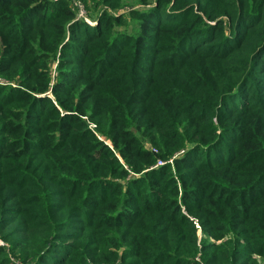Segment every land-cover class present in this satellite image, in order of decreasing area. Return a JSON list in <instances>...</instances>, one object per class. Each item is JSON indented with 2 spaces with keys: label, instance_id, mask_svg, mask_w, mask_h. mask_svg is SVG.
Wrapping results in <instances>:
<instances>
[{
  "label": "trees",
  "instance_id": "trees-1",
  "mask_svg": "<svg viewBox=\"0 0 264 264\" xmlns=\"http://www.w3.org/2000/svg\"><path fill=\"white\" fill-rule=\"evenodd\" d=\"M136 2L0 0V264H264V0Z\"/></svg>",
  "mask_w": 264,
  "mask_h": 264
},
{
  "label": "rangeland",
  "instance_id": "rangeland-1",
  "mask_svg": "<svg viewBox=\"0 0 264 264\" xmlns=\"http://www.w3.org/2000/svg\"><path fill=\"white\" fill-rule=\"evenodd\" d=\"M51 1H57V0H51ZM62 1H66L71 10L75 13V20L78 21H84L85 24H87V26L89 28H95L97 26V19L98 17L103 13L106 12L109 15H112L114 17H118V23L115 26L114 32H113V36L117 37V36H123V35H135L137 32V21L135 19H133L128 13H132L134 10H141V7L138 6L136 0H120L117 4L116 7H114V9H110L108 8L107 4L103 3L101 4V1H98L99 4H97V2H93L90 0H62ZM83 12V14H81ZM81 14V15H79ZM122 15H125L123 17H121ZM68 41V34L66 36L65 42L66 43ZM60 56V52L57 51L56 54L51 56V60L49 62V73H50V85H54L55 82L57 81V77H58V59ZM18 81V80H17ZM8 81L5 80L4 78H2L0 76V85L1 86H12L14 88L19 87V81ZM58 82V81H57ZM89 128L91 130H94L95 125L92 124L91 122L87 121ZM99 138L102 139V137L99 136ZM146 148L148 150L151 151V153L154 156L158 155V149L155 147H152L150 145H146ZM184 152V151H182ZM182 152H177L175 153L172 157H170L168 160H163L164 164L161 166H157L158 164V160L159 158H157V160L152 164V166H150L146 171H156L159 170L162 167L165 166H170V169L168 170V173L171 171L173 176L177 179V173L173 168V161L174 159L178 158V157H182L183 153ZM145 171V172H146ZM144 172V173H145ZM143 173V174H144ZM130 176H128V178H132L134 179V177H137L138 175H134L133 173L129 174ZM128 178L124 179V180H120L121 183L126 186L127 180ZM194 223H196V227H197V232H196V237H197V245L201 244V242L204 241H208L210 243H215L217 245H220L224 240L227 239V237H224L223 239H212L211 237L204 235V232L202 231V229L198 226V221L195 220ZM204 238V239H203ZM0 247H4V248H8L9 247V243L8 242H4L2 240V238L0 237ZM255 258L258 260L259 263H263L264 259L260 258L258 256H255ZM16 264H21L20 261L14 260Z\"/></svg>",
  "mask_w": 264,
  "mask_h": 264
},
{
  "label": "built area",
  "instance_id": "built-area-1",
  "mask_svg": "<svg viewBox=\"0 0 264 264\" xmlns=\"http://www.w3.org/2000/svg\"><path fill=\"white\" fill-rule=\"evenodd\" d=\"M81 14H83V12H82ZM81 14H79V15H81ZM163 164H164V161H162V160H158V164H157V166H161V165H163Z\"/></svg>",
  "mask_w": 264,
  "mask_h": 264
}]
</instances>
